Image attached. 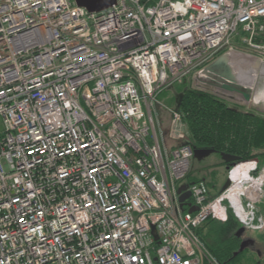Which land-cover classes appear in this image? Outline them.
<instances>
[{"label": "built area", "instance_id": "2783aa9c", "mask_svg": "<svg viewBox=\"0 0 264 264\" xmlns=\"http://www.w3.org/2000/svg\"><path fill=\"white\" fill-rule=\"evenodd\" d=\"M262 35L264 0H0V264H221L206 221L260 230L264 166L188 183L187 124L158 106L238 36L264 60Z\"/></svg>", "mask_w": 264, "mask_h": 264}, {"label": "trees", "instance_id": "16d2710c", "mask_svg": "<svg viewBox=\"0 0 264 264\" xmlns=\"http://www.w3.org/2000/svg\"><path fill=\"white\" fill-rule=\"evenodd\" d=\"M142 2L145 4L146 0ZM262 36L258 37V40L264 39V35ZM236 38L238 39L235 40V48L244 49L239 43V37ZM224 53L226 51H222L218 58ZM178 91L177 95L184 93L178 111L188 126L189 144L197 148L215 149L219 155L224 152L239 156L240 162L258 160L259 164L264 166V115L243 111L239 107L229 105L212 92L194 89L188 85L187 79ZM174 101L171 107L176 108V99ZM223 164L228 166L225 162ZM199 181L205 180L194 179L191 173L187 178L188 183ZM208 186L211 193V187L209 184ZM211 195L213 196L212 193ZM215 221L209 219L198 229L202 241L221 264H240L246 251L237 257H234V253L240 247L236 233L242 225L230 208L225 222L211 225Z\"/></svg>", "mask_w": 264, "mask_h": 264}, {"label": "rangeland", "instance_id": "374dc122", "mask_svg": "<svg viewBox=\"0 0 264 264\" xmlns=\"http://www.w3.org/2000/svg\"><path fill=\"white\" fill-rule=\"evenodd\" d=\"M242 36V34H241ZM240 36V37H241ZM244 36V35H243ZM239 37V36H238ZM239 37V38H240ZM236 38L235 40H237ZM234 40V43H235ZM240 43V41H239ZM244 49H237V51L241 53H245L254 57H257L255 53H251L248 51L245 45H242ZM264 64V60L258 58ZM206 73H201L200 75H195L187 79V83L194 89L204 90L212 92L217 97L225 100L229 105L236 106L241 108L243 111H249L256 114L264 115V101L256 102L255 101V93H257V88L260 89L262 87V83H259V86L251 88L250 96L251 101H244V97L237 93H228L221 89H216L212 87V84H216V80L221 83H226L223 79L219 78V76L213 75L210 77L209 75H205ZM181 84L177 85L176 88L168 89L165 93L159 96V101L162 103L161 107L158 106V112L161 114V121L163 123V128H168L171 123V118L168 110L165 107H171L174 104V99L178 94V90ZM247 86L243 87V90H246ZM262 89V88H261ZM227 94L233 98H237L238 103H231L226 98H228ZM229 99V98H228ZM243 99V100H240ZM173 108V107H171ZM188 128V126H187ZM189 130L187 129V135L189 137ZM224 161L221 158V155L215 153L204 159L203 161L193 160V168L191 172V177L194 179L205 180L211 187V193L213 196L218 195L224 185L228 180V170L227 167L223 164ZM260 165V164H259ZM261 166V165H260ZM259 217L263 220V227L260 230H252L246 229L245 237L252 238L258 244V249L261 251L262 256L258 255L255 252L246 251L241 257L240 264H264V204L262 202L259 203ZM222 221L212 222L211 225L215 223H219ZM225 222V221H224ZM208 264V263H206Z\"/></svg>", "mask_w": 264, "mask_h": 264}, {"label": "water", "instance_id": "95a60500", "mask_svg": "<svg viewBox=\"0 0 264 264\" xmlns=\"http://www.w3.org/2000/svg\"><path fill=\"white\" fill-rule=\"evenodd\" d=\"M76 4L80 7L85 8L89 13H98L104 10H107L117 4V0H74ZM231 54H240V55H245L248 57H253L251 55H247L245 53L241 52H226L223 55H221L219 58H217L213 63H211L209 66L206 67V69L203 71V73H207L209 75L210 73L216 76H219V78L223 79L226 81V83H221L220 81L216 80V84H212V87L216 89H221L224 90L225 92L228 93H237L240 94L244 97V101H251V96H250V88L246 87V90H243V85L238 83V80L236 77H226L223 75L221 72L216 71V65L223 59H225L227 56ZM255 58V57H253ZM202 73V74H203ZM212 77V76H211ZM184 93H180L179 95L176 96V110L178 111L181 102L183 99ZM235 100V99H234ZM194 150V159L198 161H203L204 159L208 158L212 154L218 153L217 150L211 149V148H197L193 147ZM222 160L228 164L227 170L230 169L231 165H235L238 162L241 161V158L239 156L231 155L228 153H220ZM230 180L228 179L224 187L222 188L221 192H225L228 187L230 186ZM187 185H182L178 189V193L180 194V206L184 210L186 206H188L187 200L190 198V192H186ZM197 211L196 207H191L189 212H195ZM246 232L245 228H241L237 233V237H242ZM155 238L158 239L156 236V232L153 231ZM256 244V241L252 238H245L242 240L239 250L234 253V257H237L239 254L243 253L246 250H252L254 249L253 246ZM258 254L260 257L262 256V253L260 250H258Z\"/></svg>", "mask_w": 264, "mask_h": 264}, {"label": "bare ground", "instance_id": "6f19581e", "mask_svg": "<svg viewBox=\"0 0 264 264\" xmlns=\"http://www.w3.org/2000/svg\"><path fill=\"white\" fill-rule=\"evenodd\" d=\"M216 71L226 77H236L239 84L250 89L258 87L259 83H262V87L257 88V93H255V101L257 103L264 101V64L257 58L231 54L217 63ZM209 76L211 77L213 74L210 73Z\"/></svg>", "mask_w": 264, "mask_h": 264}, {"label": "flooded vegetation", "instance_id": "af4514ba", "mask_svg": "<svg viewBox=\"0 0 264 264\" xmlns=\"http://www.w3.org/2000/svg\"><path fill=\"white\" fill-rule=\"evenodd\" d=\"M173 88H176V86L172 87L171 89H173ZM227 96H228L229 99L228 98H226V99L229 102H231V103H238V101L236 100L237 98H233V97L229 96L228 94H227ZM240 100H243V99H240ZM237 238H238V240H240V244H241L242 240H244L245 238H249V237H245V234H244L242 237H237ZM253 248L254 249H252V250H246V251L255 252V253L258 254V250L259 249H258V244L257 243L253 246Z\"/></svg>", "mask_w": 264, "mask_h": 264}, {"label": "crops", "instance_id": "0c3cea01", "mask_svg": "<svg viewBox=\"0 0 264 264\" xmlns=\"http://www.w3.org/2000/svg\"><path fill=\"white\" fill-rule=\"evenodd\" d=\"M247 112H249V111H247Z\"/></svg>", "mask_w": 264, "mask_h": 264}]
</instances>
